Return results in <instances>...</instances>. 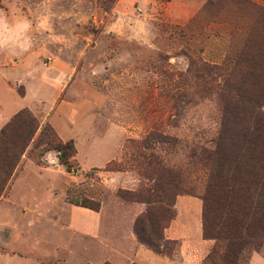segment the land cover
<instances>
[{"label": "rangeland", "instance_id": "rangeland-1", "mask_svg": "<svg viewBox=\"0 0 264 264\" xmlns=\"http://www.w3.org/2000/svg\"><path fill=\"white\" fill-rule=\"evenodd\" d=\"M236 15L230 0H0V129L28 108L62 139H73L77 150L73 173L55 151L44 155L43 165L24 153L0 198V257L9 253L15 264H140L121 253L120 239L131 228L140 244L133 225L146 204L117 195L119 188L135 190L140 176L132 167H104L126 162L124 146L153 130L168 136L156 144L164 163L188 175L196 195L177 196L192 198L197 229L206 170L190 152L210 143L218 111L188 69L193 59L264 57V22L256 11ZM70 188L91 189L101 201L97 244L70 234L72 218L84 214L67 201ZM189 233L193 258L198 244ZM206 240L209 252L213 240ZM179 246L178 240L174 255Z\"/></svg>", "mask_w": 264, "mask_h": 264}, {"label": "trees", "instance_id": "trees-1", "mask_svg": "<svg viewBox=\"0 0 264 264\" xmlns=\"http://www.w3.org/2000/svg\"><path fill=\"white\" fill-rule=\"evenodd\" d=\"M230 2L237 6L238 18L256 11L264 22V6L252 0ZM207 7L200 14H205ZM188 74L204 96L217 102L218 111V127L210 143L190 152L193 163L206 170L197 196L202 201V236L213 240V245L202 263L249 264L250 255L264 245V57H226L220 63L193 59ZM167 138L163 132L153 130L124 146L126 162L110 160L104 169H135L140 185L135 190L119 188L117 195L146 204L135 218L133 233L154 253L172 257L178 240L166 238L164 229L176 216V196L196 193L186 185L188 175L168 167L157 151L156 144ZM49 151L56 152L67 172L75 171L74 140L62 139L50 122L41 123L28 108L17 111L0 129V198L25 152L43 165ZM94 171L96 168L88 175L95 176ZM67 201L94 211L101 206L91 189L75 192L70 188Z\"/></svg>", "mask_w": 264, "mask_h": 264}, {"label": "crops", "instance_id": "crops-1", "mask_svg": "<svg viewBox=\"0 0 264 264\" xmlns=\"http://www.w3.org/2000/svg\"><path fill=\"white\" fill-rule=\"evenodd\" d=\"M193 200L190 197L185 196H177L175 206L177 207V212L175 218L170 222L169 226L164 229V235L168 239H176L180 241V246L178 249V253L173 255L172 257L161 256L159 254L154 253L153 251L146 249L142 244L134 245V236L132 234L130 228L129 231L121 237L120 241H124L123 250L121 253L127 250L130 252V256L133 257V260L139 262L140 264H154V262H159L161 264H200L201 260L205 257L208 252V247L210 246V240H206L202 237V224H201V208H200V218L197 219L198 227L195 230L191 226L190 221V212ZM73 204H71L72 206ZM73 207L78 208L76 210H82L83 217L78 218L74 216L71 221L72 230L69 233L73 236V238H78V240L88 239L96 243L97 239L102 236V222L99 224L97 221V214L99 212L92 211L85 207H80L73 205ZM140 210L142 207L140 205ZM192 217V216H191ZM190 231H194L195 242L198 244L197 251L195 254L190 255L191 249L195 248L192 246ZM108 243L110 244V240L112 238L107 237ZM97 244V243H96ZM133 250V253H132ZM129 256V255H128ZM180 261H178V259ZM0 264H15L12 256L7 254H2L0 257ZM65 264V260H64ZM249 264H264V256L259 252H253L250 255Z\"/></svg>", "mask_w": 264, "mask_h": 264}]
</instances>
